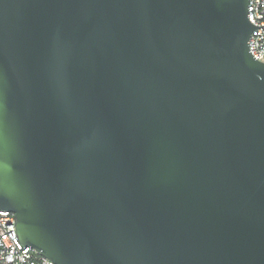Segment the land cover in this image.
I'll list each match as a JSON object with an SVG mask.
<instances>
[{
  "label": "water",
  "instance_id": "1",
  "mask_svg": "<svg viewBox=\"0 0 264 264\" xmlns=\"http://www.w3.org/2000/svg\"><path fill=\"white\" fill-rule=\"evenodd\" d=\"M248 0H0V209L56 264H264V62Z\"/></svg>",
  "mask_w": 264,
  "mask_h": 264
},
{
  "label": "built area",
  "instance_id": "2",
  "mask_svg": "<svg viewBox=\"0 0 264 264\" xmlns=\"http://www.w3.org/2000/svg\"><path fill=\"white\" fill-rule=\"evenodd\" d=\"M248 19L254 25L264 24V0H248ZM248 46L252 56L264 62V26L252 30ZM13 214L0 209V264H56L17 239Z\"/></svg>",
  "mask_w": 264,
  "mask_h": 264
}]
</instances>
